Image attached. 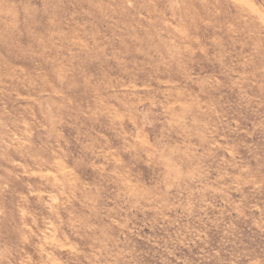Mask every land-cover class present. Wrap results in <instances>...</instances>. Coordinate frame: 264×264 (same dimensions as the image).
Listing matches in <instances>:
<instances>
[{
	"label": "clouds",
	"instance_id": "9594fccd",
	"mask_svg": "<svg viewBox=\"0 0 264 264\" xmlns=\"http://www.w3.org/2000/svg\"><path fill=\"white\" fill-rule=\"evenodd\" d=\"M0 264H264V0H0Z\"/></svg>",
	"mask_w": 264,
	"mask_h": 264
}]
</instances>
